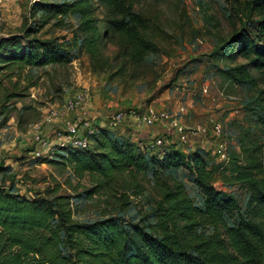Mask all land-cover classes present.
Listing matches in <instances>:
<instances>
[{"label":"trees","instance_id":"trees-1","mask_svg":"<svg viewBox=\"0 0 264 264\" xmlns=\"http://www.w3.org/2000/svg\"><path fill=\"white\" fill-rule=\"evenodd\" d=\"M133 5L132 0H38L33 4L40 13L38 26L76 17L71 39L42 40L27 32L1 38L0 73L64 66L80 52L102 68L109 42H114L121 58L139 66L157 47L147 38L148 25ZM250 5L258 19L235 31L210 59L223 81L254 91L244 110L264 130V0H250ZM99 9L102 18L96 16ZM243 133L238 141L246 155L242 165L235 153L225 165L215 164L200 147L185 153L173 143L139 145L98 125L84 149L52 144L32 164L69 171L68 179L88 177L92 187L77 196L57 194V188L48 197H26L13 182L0 181V264H264V143L249 148L247 130ZM173 172L183 174L200 203ZM225 172L247 193L242 205L233 194L213 186L214 178ZM10 174L0 165L1 179ZM141 180L158 200L150 214L132 222L130 198L143 194ZM94 195L111 197L113 212L95 220H76L72 200Z\"/></svg>","mask_w":264,"mask_h":264},{"label":"rangeland","instance_id":"rangeland-1","mask_svg":"<svg viewBox=\"0 0 264 264\" xmlns=\"http://www.w3.org/2000/svg\"><path fill=\"white\" fill-rule=\"evenodd\" d=\"M37 1L9 0L0 4V39L24 35L25 32L42 40L71 39V32L78 24L76 17L38 26L40 13L33 10ZM132 2L134 11L148 25L147 38L157 47V52L145 57L139 66H132L121 58L117 46L109 42L104 48L107 62L102 68L94 66L90 57L80 52L64 66H48L32 73L27 69L19 74L0 73V126L7 118L0 128V165L8 167L11 173L3 179L0 175V181L6 185L13 182L19 194L48 197L58 188L57 194L77 196L92 187L88 177L77 179L70 176L71 179H68L69 171L61 172L48 164H32L34 157L31 150L38 148L32 142L34 125L47 110L58 111L60 121L44 126L40 132L43 140L54 142V132L62 129L65 121L74 118L65 112V104L84 91L88 94L85 109L91 117H95L98 126L108 128L107 117L110 115H125L115 129H110L116 135L162 127L157 124L139 129L130 122L129 116L142 114L147 108L175 114L177 108L183 106L185 110L179 121L188 133V148L200 147L208 151L215 164L220 161L214 155L216 141L208 124L210 118L222 127V138L228 143V159L230 154L235 153L241 165L245 163L246 155L238 147L239 138H243L245 130L248 133V138H245L247 147L263 146L264 130L254 122L255 117L244 110L246 103L254 97V91H244L223 81L210 59L212 52L229 40L235 31L258 19L256 12L250 10V0ZM96 16H104L102 9L96 11ZM241 63L242 60L237 61V64ZM258 88H263V85ZM199 125L207 128L206 134L193 132ZM157 137L165 140V136ZM151 144L154 145L153 140ZM173 176L184 185L194 201L200 203L199 194L183 174L173 172ZM140 184L144 188L143 194L130 198L129 204L135 210L130 217L132 222L150 214L153 203L158 200V195L145 180H141ZM213 186L233 194L240 205L247 200L244 189L230 182L228 172L217 175ZM77 200H72L71 207L74 218L80 222L99 219L101 214L113 212L114 200L111 197L105 199L94 195L89 200Z\"/></svg>","mask_w":264,"mask_h":264},{"label":"built area","instance_id":"built-area-1","mask_svg":"<svg viewBox=\"0 0 264 264\" xmlns=\"http://www.w3.org/2000/svg\"><path fill=\"white\" fill-rule=\"evenodd\" d=\"M8 1L9 0H0V4ZM87 101L88 94L86 91L74 95L67 101L64 106L65 112H68L74 116V118L65 121L62 129H58L54 132V142L43 140L40 132L44 126L58 123L61 114L54 109L47 110L44 113L41 120L35 124L33 128L34 136L32 142L38 146V148L33 149L34 158L43 157L45 155L43 152L46 151L47 153L52 144L59 147L72 146L81 149L88 146V136L93 133V125L96 122L94 121L95 117H91V113H87V110L85 109ZM184 110L183 106H179L174 114L167 110L147 108L144 113L129 117L131 119L130 122L139 129L151 128L157 124L168 125L170 130L177 136V142L174 143L176 148L187 151L189 147L187 146L189 142L188 133L179 121V116L182 115ZM124 119L125 115L122 113L110 115L107 117V127L109 129H115ZM93 121L95 122L94 124ZM208 124L212 128V133L216 141L214 144V155L219 159L220 163H226L227 160H229L227 155L228 143L222 138V127L211 118L209 119ZM193 132L196 134H206L207 128L199 125L193 130ZM153 141L156 147H161L170 143L157 136L153 138Z\"/></svg>","mask_w":264,"mask_h":264},{"label":"crops","instance_id":"crops-1","mask_svg":"<svg viewBox=\"0 0 264 264\" xmlns=\"http://www.w3.org/2000/svg\"><path fill=\"white\" fill-rule=\"evenodd\" d=\"M95 124H98L97 121ZM123 134H124L123 136L130 138L131 141L144 146L146 145L151 146L152 145L151 140H153L154 137L160 135L165 136L164 138L166 142H170L173 144L177 142V136L165 125H162V127L161 126L155 127L154 129L153 128L147 129L145 131L132 130V132L130 131L126 133L124 132ZM195 148L196 147H190L188 148L187 151H185V153H188L194 150Z\"/></svg>","mask_w":264,"mask_h":264}]
</instances>
